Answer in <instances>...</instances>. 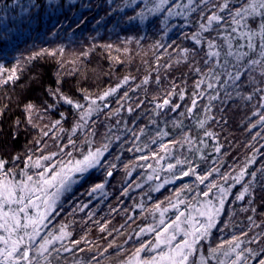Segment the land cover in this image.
I'll use <instances>...</instances> for the list:
<instances>
[{
	"label": "trees",
	"instance_id": "1",
	"mask_svg": "<svg viewBox=\"0 0 264 264\" xmlns=\"http://www.w3.org/2000/svg\"><path fill=\"white\" fill-rule=\"evenodd\" d=\"M151 1L0 0V183L68 172L108 146L51 207L32 193L11 206L21 223L44 217L21 245L32 264H128L142 246L150 260L184 235L198 237L187 264L264 261V19L233 23L251 0H193L174 17L185 0L149 13Z\"/></svg>",
	"mask_w": 264,
	"mask_h": 264
},
{
	"label": "snow or ice",
	"instance_id": "2",
	"mask_svg": "<svg viewBox=\"0 0 264 264\" xmlns=\"http://www.w3.org/2000/svg\"><path fill=\"white\" fill-rule=\"evenodd\" d=\"M161 6L164 4L168 3V0H160ZM192 3V0H189V4ZM179 7V5H177ZM187 7V5H185ZM228 7L227 3L220 4L219 5V10L223 12L226 8ZM258 9H264V0H252V3L247 4L243 9H237L234 14H233V23L239 25L240 20L247 19L249 16H260L262 19H264V11H258ZM173 14V10L169 9V15ZM176 15H180L181 13L176 12ZM237 17L240 19L238 20ZM223 18L219 15H217L215 12L212 13L207 17V25L201 24V30L202 31H208L209 28L211 27L212 23L215 21L219 23ZM262 29H264V23L260 25ZM233 32L236 31V28L232 29ZM200 36V33L194 34L192 37L193 39L196 40L197 43H199V39H197ZM215 45L212 42H209L208 47L211 49ZM231 47V45H229ZM248 48L252 49L253 45L251 43V40H249L248 43ZM210 55H219L218 52H211L209 53ZM228 55H232L231 52L228 53ZM243 55H247V53H244ZM260 55L264 57V44L261 45V53ZM250 64H259L261 63L259 60H252L249 62ZM241 74L237 72L235 79L239 80ZM13 76H10L9 79H13ZM6 82V81H5ZM209 87H212V85H209ZM112 92L115 91V89L111 90ZM110 92L104 93L103 96L99 97V99L103 100L105 99L106 96H108ZM64 99L67 103L73 104V101L66 98V97H61ZM183 98V97H181ZM215 97H213L214 99ZM86 100H89V97H85ZM90 103L94 105L96 103L95 100H91ZM169 101L165 99L163 101V105H167ZM193 104H195V100L193 101ZM163 105L158 104V108H162ZM74 107L80 108L82 105L79 104H73ZM106 106V105H105ZM31 109V105H29V110ZM94 109H89L88 112L84 113L81 116V119H84L86 115H90L91 112ZM191 111V109H189ZM59 123V121H57ZM203 123V122H201ZM75 131V129H74ZM108 146L104 145L103 151H107ZM103 151L100 149H97L95 151H89L86 156H84L83 160H77L75 165L68 170L67 173L64 175L57 174L60 176L59 178V184L60 188L64 190H68L73 183L76 181L73 179V174H80L83 175L86 173L89 169L95 168L98 164L101 163L100 157L103 155ZM217 151H219V148H217ZM45 159H48V157H45ZM177 163H180V161H177ZM37 166H39V161L36 162ZM114 167V166H113ZM168 167L171 169L173 165L169 164ZM4 168V162L0 161V169ZM112 172H108V176H111ZM184 175H188V172H185ZM243 175V173H241ZM198 179H201V182H203V178L197 177ZM32 177L28 176V180H31ZM43 179V178H42ZM56 177H53V180H55ZM23 183V182H21ZM43 183L48 184L51 183L49 180H43ZM19 185L14 184L12 182L8 183H0V232H3L4 235H0V244H3L4 247L0 248V257L3 259H0V264H20V261H24V264H32V258L29 256V251L28 248L25 247L21 249V245L25 243V236L28 237L29 241H32L34 239L35 235H38L39 233L36 231V226L40 221L43 220V216L40 217V221H37L35 219H32L25 213L24 217V223H21V220L18 216V212H25L24 207H20L19 209H13L11 206L13 204H23L25 197L23 195L24 188H19L20 194H17V188ZM104 185L103 184H97L95 187L92 188V192L97 191L98 189H103ZM226 190L221 189L222 193H225ZM204 195H207V193H204ZM241 194V198H242ZM54 203V202H53ZM221 205H223V199H221ZM51 207V205H49ZM217 213L220 211V209L215 210ZM163 215V214H162ZM209 222L207 225H203L205 227V230L207 231L208 228L213 227L214 225V220L212 215H209L208 217ZM161 223H163V220H161ZM29 224L33 225V232L32 233H27L25 232L24 235H20L19 232L21 229H27ZM198 231V229H197ZM63 235H66L64 233ZM186 235H189L186 233ZM174 238V237H173ZM198 237L194 238L192 241L185 240L183 247L180 245H177L175 249L171 251V253H161L160 254V260L158 261L155 257H153L151 260H141L139 259V253L144 251L145 248L142 246L141 248H138L136 250V257L137 261L136 264H160V261L167 260L168 264H187L189 255H191V250L195 243L197 242ZM162 241L159 239V234L157 236V241L155 247H159L160 243ZM50 243L48 240H44L43 243L40 244L39 246V254L43 256L45 252L48 251L47 245ZM235 244V248H239L240 245L239 243L235 242V239L231 242ZM30 246V245H29ZM185 249H188L187 252H185ZM235 250V249H233ZM19 253V255H17ZM227 255V253H226ZM240 259V256L237 255V260ZM223 264V262H221ZM235 264V262H233ZM260 264H264V261H261Z\"/></svg>",
	"mask_w": 264,
	"mask_h": 264
},
{
	"label": "rangeland",
	"instance_id": "3",
	"mask_svg": "<svg viewBox=\"0 0 264 264\" xmlns=\"http://www.w3.org/2000/svg\"><path fill=\"white\" fill-rule=\"evenodd\" d=\"M155 1L156 0L151 1V4L153 7L151 9H149L150 10L149 13H156L158 11V6L155 4ZM192 2H193V0H192ZM250 3H252V0L250 1ZM257 3H258V0H257ZM185 5H187V7H185ZM189 5H190L189 0H185L184 3L181 4V6L177 9L176 12H179V13L185 12L186 9L189 7ZM159 7H161V6H159ZM258 11H264V9H258ZM176 12H174V14ZM174 14L173 15L171 14L170 17L176 16V14L175 15ZM255 17L261 18L260 16H255ZM253 18L251 16L248 17V19H253ZM262 22H264V21H262ZM65 173H64V171L58 172V174H65ZM54 176L56 177L55 180H53ZM59 178H60V176H58L57 174L53 175L50 178L41 177V176H37L35 178H32L31 180H28V178H27L26 180H24V182H23L24 184L22 183V185L24 187L19 185V187L17 188V191L19 188H24L23 194H27V193L35 194V195L39 196L38 199H36V200L39 201V200H41V198H43V199H45L44 201H46V202H44L45 204H49L52 206L53 202L56 201V199L59 197L60 193L64 190V189L60 188ZM43 180H49V181H51V183L45 184V183H43ZM1 183H8V182L2 181ZM35 206H38V205H35ZM182 238H183L182 241H180L174 245H172V244L164 245L163 246V253H169L170 254L171 251L173 249H175L177 245H180L181 247H183L184 241L186 240L185 235ZM3 247H4V245L0 244V248H3ZM187 251H188V249H185V252H187ZM154 257L158 261L160 260V254L159 255L155 254ZM0 259H3V258L0 257ZM136 261H137V257H135L133 260H131L128 264H136ZM21 264H22V262H21ZM160 264H168V261L167 260L160 261Z\"/></svg>",
	"mask_w": 264,
	"mask_h": 264
}]
</instances>
